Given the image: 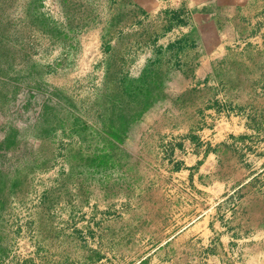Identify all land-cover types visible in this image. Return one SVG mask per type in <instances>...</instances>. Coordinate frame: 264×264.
Here are the masks:
<instances>
[{
	"label": "rangeland",
	"instance_id": "374dc122",
	"mask_svg": "<svg viewBox=\"0 0 264 264\" xmlns=\"http://www.w3.org/2000/svg\"><path fill=\"white\" fill-rule=\"evenodd\" d=\"M5 134L0 264H264V0H0Z\"/></svg>",
	"mask_w": 264,
	"mask_h": 264
},
{
	"label": "trees",
	"instance_id": "16d2710c",
	"mask_svg": "<svg viewBox=\"0 0 264 264\" xmlns=\"http://www.w3.org/2000/svg\"><path fill=\"white\" fill-rule=\"evenodd\" d=\"M162 82H155V83H150L147 85V88L145 90L142 91H136L135 92V96L139 99V103L140 104H144V106L146 107L149 103H150V99L152 100V98L155 99V97L158 95H155L156 91H161L162 89ZM134 118H126L125 116L121 117V119L119 120V123H117L116 125H114L109 133V136L112 138L114 137L115 139H120V135L118 133H120V129L124 132H127V130H129L130 124H131V120H133ZM119 128V129H118Z\"/></svg>",
	"mask_w": 264,
	"mask_h": 264
},
{
	"label": "flooded vegetation",
	"instance_id": "af4514ba",
	"mask_svg": "<svg viewBox=\"0 0 264 264\" xmlns=\"http://www.w3.org/2000/svg\"><path fill=\"white\" fill-rule=\"evenodd\" d=\"M20 91V90H19ZM19 91L18 92H15V93H17L18 94V96H17V94L15 95V97H13V98H11L10 99V103H13V104H16V106H17V108H22V105H26L27 104V98L25 97V96H23V94H21V93H19ZM33 91V90H32ZM16 99H19V101L18 102H16L15 100ZM46 99H44V102H46L45 101ZM12 101V102H11ZM43 102V103H44ZM16 108V107H15ZM11 113V112H10ZM12 136V135H11ZM4 138H2L1 140H0V152H5V153H8V149L10 148V144H11V142L12 141H10V140H12L11 138H10V135L9 134H5V136H3ZM6 150V151H5ZM9 151H10V149H9ZM1 155H4V154H1ZM26 155H30L29 153H27V149L26 148H24L23 150H21V152L17 155L18 157H24V156H26ZM5 166H3V165H0V190H2V185L1 184H3L5 181H4V177H6L5 176V174L4 173H6L7 171H8V168H4Z\"/></svg>",
	"mask_w": 264,
	"mask_h": 264
}]
</instances>
